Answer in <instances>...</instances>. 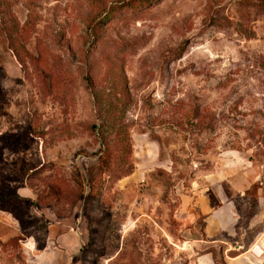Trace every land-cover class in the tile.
<instances>
[{"label":"rangeland","instance_id":"1","mask_svg":"<svg viewBox=\"0 0 264 264\" xmlns=\"http://www.w3.org/2000/svg\"><path fill=\"white\" fill-rule=\"evenodd\" d=\"M263 172L264 0H0V264H186L217 195L264 264Z\"/></svg>","mask_w":264,"mask_h":264},{"label":"crops","instance_id":"2","mask_svg":"<svg viewBox=\"0 0 264 264\" xmlns=\"http://www.w3.org/2000/svg\"><path fill=\"white\" fill-rule=\"evenodd\" d=\"M260 200L263 202L264 199ZM213 201L215 205L213 207L208 200L204 202L206 209L202 213L203 217L200 218L203 226L196 228L195 215L184 214L178 218L183 223L186 222L178 230L182 238L179 241L188 246V249L181 251L187 256L186 264H259L246 256L247 252H251L253 245L248 244L245 231L235 229L238 215L233 212V205L219 195ZM256 204L255 202V206ZM55 242L62 247L61 252L64 253L66 260L71 254L78 253L81 247L79 233L68 229L59 232ZM70 252L75 254H69ZM52 254L44 249L34 257L33 263L52 264ZM64 262L58 261L55 264H64Z\"/></svg>","mask_w":264,"mask_h":264},{"label":"built area","instance_id":"3","mask_svg":"<svg viewBox=\"0 0 264 264\" xmlns=\"http://www.w3.org/2000/svg\"><path fill=\"white\" fill-rule=\"evenodd\" d=\"M260 194L262 198L264 199V172H263V176L261 177V181H260Z\"/></svg>","mask_w":264,"mask_h":264},{"label":"bare ground","instance_id":"4","mask_svg":"<svg viewBox=\"0 0 264 264\" xmlns=\"http://www.w3.org/2000/svg\"><path fill=\"white\" fill-rule=\"evenodd\" d=\"M27 245L30 247V248H33V243L31 240L28 241Z\"/></svg>","mask_w":264,"mask_h":264}]
</instances>
